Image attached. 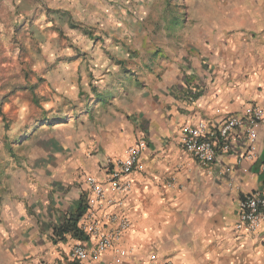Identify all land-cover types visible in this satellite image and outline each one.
<instances>
[{
	"label": "crops",
	"instance_id": "crops-1",
	"mask_svg": "<svg viewBox=\"0 0 264 264\" xmlns=\"http://www.w3.org/2000/svg\"><path fill=\"white\" fill-rule=\"evenodd\" d=\"M39 3L48 10L38 15L45 27H54L55 15L68 22L84 10L83 0ZM121 14L128 20L130 13ZM123 26L101 34L100 42L73 44L77 56L67 49L75 57L70 62L46 58L72 72L59 78L68 98L47 76V119L68 118L53 126L32 171L0 186V264H145L151 256L172 264H264V234L250 239L234 229L239 198L264 183V120L253 162L235 163L244 151L240 129L232 151L218 156L211 170L200 168L178 140L182 125L201 118L216 126L248 104L264 111V0H195L188 35L175 22V45L158 44L150 61L134 59L138 46L127 36L115 41V32L132 34ZM56 102L62 107L51 106ZM140 136L148 148L124 198L130 228L118 245L126 255L115 259L108 250L95 261H70L78 239L56 236L54 229L85 205L82 175H99L104 156L121 155ZM170 178L178 187L167 186Z\"/></svg>",
	"mask_w": 264,
	"mask_h": 264
},
{
	"label": "rangeland",
	"instance_id": "rangeland-1",
	"mask_svg": "<svg viewBox=\"0 0 264 264\" xmlns=\"http://www.w3.org/2000/svg\"><path fill=\"white\" fill-rule=\"evenodd\" d=\"M39 1L0 0V186L3 183L7 185L15 174L30 173L39 151L46 152V139L53 126L67 121V116L50 115L52 118L47 119L48 107L44 102L52 94H47L45 90L51 85L47 81L48 76L52 85L65 94L61 97L68 98L71 93L59 82V78L62 75L71 76L72 72L68 64L63 67L58 61H46L47 57L70 62L75 57L67 49L74 53L73 44L100 42L101 34L110 33V29L117 25H128L132 27V34L117 36L115 32L113 38L118 43H124L122 38L127 36L128 41L138 46L132 52L134 59L150 61L147 56H157L158 44L175 45V22L181 23L182 37L188 35L190 11L195 2L83 0L81 10H84L79 19L72 18L67 22L66 18L55 15L56 26L59 27L61 21L64 24L59 31L55 24L54 27H45L46 19H39L40 12L48 11ZM123 12L130 13L128 20L122 14L116 16ZM113 16L116 18L113 19ZM130 16L132 19H129ZM86 65L85 71L92 76L94 67L89 63ZM74 86L76 90V84ZM55 105L62 107L57 102L51 106Z\"/></svg>",
	"mask_w": 264,
	"mask_h": 264
},
{
	"label": "built area",
	"instance_id": "built-area-1",
	"mask_svg": "<svg viewBox=\"0 0 264 264\" xmlns=\"http://www.w3.org/2000/svg\"><path fill=\"white\" fill-rule=\"evenodd\" d=\"M263 120L261 107L248 104L241 112L226 114L216 126L207 118L182 125L178 135L179 144L191 154L200 168L211 170L218 156L232 151V135L240 129L243 130L240 140L244 143V151L237 155L235 163L253 162L258 157L257 126ZM147 148V139L140 136L126 146L121 155L104 156L99 175H82L85 210L77 228L86 239L77 240L70 247L67 255L70 261H95L108 250H112L115 259L126 255L127 250L118 245L122 235L130 228V220L123 210L124 198L132 188L130 174L140 169V160ZM259 168L264 172V160ZM228 185L232 183L228 182ZM167 186L178 187L174 178H170ZM234 229L239 236L250 239L264 234V183L239 198ZM32 264L58 263L40 260ZM145 264L172 262L151 256Z\"/></svg>",
	"mask_w": 264,
	"mask_h": 264
},
{
	"label": "trees",
	"instance_id": "trees-1",
	"mask_svg": "<svg viewBox=\"0 0 264 264\" xmlns=\"http://www.w3.org/2000/svg\"><path fill=\"white\" fill-rule=\"evenodd\" d=\"M84 210L85 205L77 207L76 211L71 214L62 225L54 229V234L56 236H62L64 233H69L72 237L78 240H85V235L77 228V223Z\"/></svg>",
	"mask_w": 264,
	"mask_h": 264
}]
</instances>
